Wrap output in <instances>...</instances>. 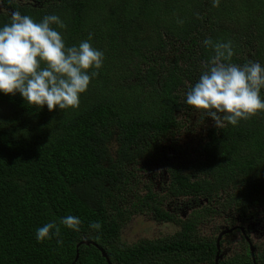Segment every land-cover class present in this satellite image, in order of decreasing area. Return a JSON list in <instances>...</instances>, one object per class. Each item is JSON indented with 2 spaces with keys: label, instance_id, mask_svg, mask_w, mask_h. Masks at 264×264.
I'll return each instance as SVG.
<instances>
[{
  "label": "trees",
  "instance_id": "16d2710c",
  "mask_svg": "<svg viewBox=\"0 0 264 264\" xmlns=\"http://www.w3.org/2000/svg\"><path fill=\"white\" fill-rule=\"evenodd\" d=\"M3 5L36 21L57 14L68 46L91 33L104 62L75 110L50 112L0 94V264H214L216 239L199 235L197 224L264 227V111L237 126L199 117L207 123L200 130L184 103L213 55L206 37L230 40L234 64H264V0ZM11 12L0 9V26ZM183 115L185 140L177 133ZM156 166L166 172L163 189L145 185L141 194L133 170ZM168 199H193L197 208L179 219L163 208ZM135 213L178 230L125 243L121 231ZM67 215L81 219L79 233L61 225L62 246L37 243L39 226ZM96 221L101 228L90 229ZM251 242L254 259L242 237L217 264H264V242Z\"/></svg>",
  "mask_w": 264,
  "mask_h": 264
},
{
  "label": "clouds",
  "instance_id": "9594fccd",
  "mask_svg": "<svg viewBox=\"0 0 264 264\" xmlns=\"http://www.w3.org/2000/svg\"><path fill=\"white\" fill-rule=\"evenodd\" d=\"M65 28L55 13L39 21L18 10L10 13L9 22L0 26V94L18 93L29 106L46 107L50 112L79 107L81 94L103 66L104 52L92 46L91 33L78 44L66 45L58 30ZM202 43L212 48L213 55L185 94L184 103L191 112L210 118L220 127L225 123L237 126L264 111V64L252 60L243 65L232 63L234 49L230 40L214 42L206 37ZM179 119L184 123L186 118L183 115ZM81 223L75 215L64 216L59 224L50 220L36 229L35 239L37 243L54 239L57 246H62L60 226L79 233ZM89 228L99 230L101 224L91 222ZM230 229L232 233L234 228L226 230ZM218 236L216 245L220 249Z\"/></svg>",
  "mask_w": 264,
  "mask_h": 264
},
{
  "label": "rangeland",
  "instance_id": "374dc122",
  "mask_svg": "<svg viewBox=\"0 0 264 264\" xmlns=\"http://www.w3.org/2000/svg\"><path fill=\"white\" fill-rule=\"evenodd\" d=\"M183 125H185V127H180L177 131H179L180 138L185 140L189 122L185 119ZM195 125H199V127L195 126L192 127V129L197 128L203 130L205 127L202 128L200 125H207V123L205 120H203V124H201V122L197 120ZM133 173L134 178L138 180L136 185L139 187V190H141L145 185H148L151 186L156 192L161 191V178L164 176L163 168H158L155 175L151 177L138 169H134ZM143 192L144 190L142 189L140 193L142 194ZM202 203L204 202L202 201ZM196 207V200L193 199L175 200L173 202L168 199L166 203V208L169 211L175 213L179 219L185 218L187 215H191L190 211L192 209H196ZM222 227H224V225H220L216 231L212 230V235L216 236ZM196 229L198 232H206L207 227L204 225H197ZM176 230H178V227L171 223H161L153 219L150 215L142 214L130 217L128 219L122 229L121 238L125 243H131L138 239L163 238L174 233ZM250 230V235L255 236L257 239V245L260 244V241L264 240V230L261 231V229H258L257 231H254L252 228ZM240 239L241 236L238 232L224 237V240L220 245V253H224V257H227L232 252V249L236 247ZM221 258L223 257L221 256Z\"/></svg>",
  "mask_w": 264,
  "mask_h": 264
},
{
  "label": "flooded vegetation",
  "instance_id": "af4514ba",
  "mask_svg": "<svg viewBox=\"0 0 264 264\" xmlns=\"http://www.w3.org/2000/svg\"><path fill=\"white\" fill-rule=\"evenodd\" d=\"M8 1H11V2H17V1H20V0H8ZM4 4V0H0V5H1V7L2 8H4V9H8L10 12H11V9L9 8V7H6L5 5H3ZM197 120H199V116H196L195 118H193V122H192V124H196V122H197ZM184 128V127H183ZM177 133H178V137L180 138V136H179V131H177ZM181 139V138H180ZM158 168H160V167H158V166H156V167H153L149 172H147L146 174L147 175H149L150 177L151 176H153V175H155V173H156V170L158 169ZM164 169V168H163ZM165 175H166V172H165V169H164V176L161 178V190L163 189V187H164V185H165V182H166V177H165ZM152 191L155 193L156 191H154L153 189H152ZM159 192H161V191H159ZM170 201H172L173 202V200L172 199H169ZM167 201L168 200H166V201H164L163 202V205H164V207L163 208H165V209H167L166 208V203H167ZM197 208V207H196ZM194 209H192L190 212H192ZM169 212H171V211H169ZM171 213H173V212H171ZM136 215H138L137 213H135V214H133L131 217H134V216H136ZM153 218V217H152ZM154 219V218H153ZM157 221V220H156ZM161 223H164V222H161ZM197 225H204V226H206L207 227V230H206V232H201L202 233V235L203 236H208V237H212V238H217V236L219 235V234H221L222 232H224V231H226V229H228V228H225V227H222L220 230H219V232H218V234L216 235V236H214V235H212V233H211V231L213 230V231H216L217 229H214V228H212V226H211V223H199V224H197ZM196 228H197V226H196ZM232 228H234V230H238L239 229V231H238V233H239V235L241 236V238L243 237L244 239H245V241H247V243H252L251 241H253L256 245H257V239H256V237L255 236H253V235H250V233H251V228L254 230V231H257L258 229H261V231H263L264 230V227H260L259 225H257V224H254V225H252L251 227H249V226H246V227H243V228H241L240 226H237V225H234ZM248 231V232H247ZM234 233H236V231L234 232ZM228 234L229 235H231V234H233V232L232 233H225V234H223L220 238H219V244L221 245V242L224 240V237H226V236H228ZM262 242H264V240H262V241H260V244L262 243ZM260 244H258V245H260ZM219 254L224 258V253H220V251H219Z\"/></svg>",
  "mask_w": 264,
  "mask_h": 264
},
{
  "label": "water",
  "instance_id": "95a60500",
  "mask_svg": "<svg viewBox=\"0 0 264 264\" xmlns=\"http://www.w3.org/2000/svg\"><path fill=\"white\" fill-rule=\"evenodd\" d=\"M33 6H36V4H33ZM0 9H2V7H1V5H0ZM232 231V229H230V230H226V231H224V232H222L219 236H218V239H217V242H218V240H219V238L222 236V234H224V233H229V232H231ZM216 253H215V261H214V264H217L218 263V261H219V259H221V255L219 254V251H220V249H219V246H218V243H217V245H216ZM249 250H250V254H251V256H252V259H254V248H253V246H252V244H250L249 243ZM105 257V256H104ZM106 258V257H105ZM75 259H77V255H76V258ZM107 259V258H106ZM107 264H109V261H108V259H107Z\"/></svg>",
  "mask_w": 264,
  "mask_h": 264
}]
</instances>
